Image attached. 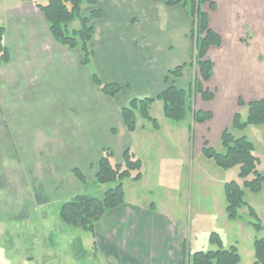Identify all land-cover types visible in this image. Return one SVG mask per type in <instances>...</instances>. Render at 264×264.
<instances>
[{"label": "crops", "instance_id": "0c3cea01", "mask_svg": "<svg viewBox=\"0 0 264 264\" xmlns=\"http://www.w3.org/2000/svg\"><path fill=\"white\" fill-rule=\"evenodd\" d=\"M211 1L213 9L205 6L209 25L222 43L207 51L215 76L205 86L215 98V78L220 74L214 60L217 55L224 52L232 59L230 50H248L255 59L243 31L254 3ZM13 3L0 19L5 28L4 45L10 53L8 62L0 65V150L2 146L7 149L9 160H23L26 172L19 165L0 171L20 187L24 202L43 206L80 193L82 184L73 169L93 182L104 148L112 150L115 163L122 161L126 149L140 157V140H145L147 129L136 120L135 130L129 132L120 108L132 97H156L167 86V72L192 60L193 23L181 5L166 7L163 0H100L102 17L93 21L96 33L88 66L82 64L78 48L69 49L53 38L32 2ZM90 8L84 5L83 13ZM94 63L102 82L123 87L116 96L104 95L92 81ZM194 67L185 66L182 76L170 79V84L187 88L196 77ZM191 106L185 125H178L182 120L169 126L174 138L191 142L194 127L208 123L193 122L196 108L193 102ZM199 106L198 110L210 111L206 105ZM151 130L159 132L161 127L151 126ZM123 188L124 203L106 210L94 225L89 240L93 254L99 255L103 264H187L183 220L162 202H144L135 195L128 198Z\"/></svg>", "mask_w": 264, "mask_h": 264}, {"label": "rangeland", "instance_id": "374dc122", "mask_svg": "<svg viewBox=\"0 0 264 264\" xmlns=\"http://www.w3.org/2000/svg\"><path fill=\"white\" fill-rule=\"evenodd\" d=\"M14 1L0 0V19L6 7L13 5ZM37 1L43 3L46 0ZM253 3L249 20L243 23L242 30L247 47L253 46L250 54L255 59L247 54L248 50L234 53L233 49L230 50L232 59L224 52L217 55L214 58L219 70L217 74L220 73L215 78L217 95L212 100H204L198 93L192 96L193 107L198 110L199 105H206L213 118L194 127V132L190 133L191 142L180 136L174 138L169 126L176 122L163 115L162 102L155 100L150 115L157 119L161 127L159 132H152L151 123L137 115V125L144 124L147 129L145 140H140V157L136 156L142 161V178L139 181L123 180L128 198L135 195L144 202H162L183 220L190 256L198 250L216 249L217 246L209 242L210 233L216 232L224 248L231 245L237 248L241 258L238 264H253V242L255 238L264 237V182L258 192L244 190V199L255 210L258 220L249 216L248 206L239 209L237 219L229 220L225 212L224 183L230 180L241 182L238 166L228 169L216 166L203 155L202 147L206 141L208 146L223 152L220 134L224 129L236 136L245 135L254 145L253 153L259 160L257 169L263 172L264 124L249 125L243 130L232 128L234 113L245 119L247 104L264 99V0H253ZM162 9L166 8L162 6ZM159 13L164 18L167 16L166 12ZM233 24L241 28L239 22ZM71 26L77 27L78 22L74 21ZM233 32L226 31L236 34ZM92 66V71L98 74L95 63ZM195 68L192 70L197 76ZM239 100L244 104L240 105ZM185 124L186 120L178 123ZM202 129L205 130L204 137H201ZM0 153L1 170L19 165V169L26 172L23 160H9L11 157L3 146ZM88 183L82 185L80 193L101 197L109 186ZM0 185V264H103L102 258L93 254L89 244L91 232L64 224L58 218L61 203L72 196L55 199L43 206H31L24 202V195L21 197L20 187L12 185L11 179L2 171ZM256 221L260 223L259 230L251 223Z\"/></svg>", "mask_w": 264, "mask_h": 264}, {"label": "trees", "instance_id": "16d2710c", "mask_svg": "<svg viewBox=\"0 0 264 264\" xmlns=\"http://www.w3.org/2000/svg\"><path fill=\"white\" fill-rule=\"evenodd\" d=\"M32 2L42 13L51 35L62 45L69 49L78 48L82 53V64L89 65L92 51L91 45L96 33L93 21L102 17V10L98 7L100 0H46L39 3ZM166 7L181 5L186 14L192 19L191 38L193 42V57L189 63L177 65L167 72L165 77L166 87L156 97H132L127 104L120 108L121 119L129 132L136 128L137 115L148 120L154 129L159 128L157 119L150 115V107L155 100L162 102L163 115L175 122L182 121L191 112L192 96L200 94L204 100H212L214 92L205 86L213 75V62L206 54L210 47H219L222 39L209 25L208 11L214 8L211 0H163ZM90 8L88 13H83V6ZM78 22L77 27L71 23ZM4 26L0 25V65L8 62L10 53L4 45ZM197 67L196 76L187 88H178L170 84V79L182 76L185 66ZM92 81L100 91L109 97L116 96L122 86L116 82H102L99 76L92 72ZM239 104H244L239 100ZM212 118L210 111L194 110L192 120L203 123ZM264 124V99L250 101L247 104L245 119L239 113L232 117V128L243 130L249 125L260 126ZM223 152L216 151L208 146L206 141L202 147L203 155L220 168L228 169L238 166V177L241 182L230 180L224 183L225 212L229 220L239 217V209L248 206V214L258 220L255 210L244 199V190L260 191L264 182V169L259 172L258 158L254 155V145L245 135L236 136L233 132L224 129L220 134ZM112 150L104 148L98 161V170L93 183L109 185L101 197L87 193H78L61 203L58 218L64 224L77 227L84 231L93 232L95 223L108 209L116 208L124 203L123 180L131 178L139 181L142 178V161L129 149L124 150L122 161H112ZM264 168V166H263ZM73 174L83 186L88 185L85 176L73 169ZM251 178H248L250 177ZM257 230L261 229L258 221L251 222ZM209 242L217 246L216 249L198 250L188 257L187 264H238L241 260L237 248L231 245L224 248L221 237L216 232H211ZM253 264H264V237L255 238Z\"/></svg>", "mask_w": 264, "mask_h": 264}]
</instances>
